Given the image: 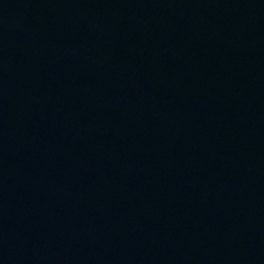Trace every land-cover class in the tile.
<instances>
[{"label": "water", "instance_id": "95a60500", "mask_svg": "<svg viewBox=\"0 0 264 264\" xmlns=\"http://www.w3.org/2000/svg\"><path fill=\"white\" fill-rule=\"evenodd\" d=\"M0 264H264V0H0Z\"/></svg>", "mask_w": 264, "mask_h": 264}]
</instances>
